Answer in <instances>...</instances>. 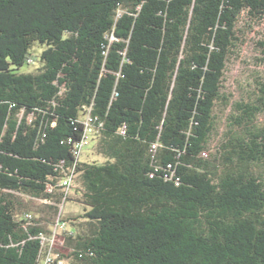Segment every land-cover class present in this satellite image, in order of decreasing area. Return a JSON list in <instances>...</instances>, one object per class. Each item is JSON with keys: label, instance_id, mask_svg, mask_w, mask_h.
I'll use <instances>...</instances> for the list:
<instances>
[{"label": "trees", "instance_id": "1", "mask_svg": "<svg viewBox=\"0 0 264 264\" xmlns=\"http://www.w3.org/2000/svg\"><path fill=\"white\" fill-rule=\"evenodd\" d=\"M244 12L264 0H0V264H40L39 235L73 221L71 172L64 260L264 264V79L207 154ZM87 115L101 163L73 154Z\"/></svg>", "mask_w": 264, "mask_h": 264}, {"label": "rangeland", "instance_id": "2", "mask_svg": "<svg viewBox=\"0 0 264 264\" xmlns=\"http://www.w3.org/2000/svg\"><path fill=\"white\" fill-rule=\"evenodd\" d=\"M236 28L242 42L234 49L226 64L220 93L227 98L228 103L225 105L217 104L214 108L213 118L217 132L212 135L210 149L207 151L208 158L215 154L220 134L227 129L228 119L231 113L234 112L235 104L246 101L248 93L254 89L256 82L264 79V54L258 44L264 41V19L252 22L249 20L247 13L244 12L238 18ZM42 49L38 45H34L31 48L29 52L30 61L28 65L25 64L20 68V73H34L41 67L39 55ZM257 123H264V112L257 117ZM80 161L101 163L103 159L95 155L93 143H91L89 147L83 150ZM79 194L78 184L75 183V187L69 193L70 199L59 206L63 221L73 219V221L66 223L65 229L67 232L77 231L79 224L84 222L80 218L84 214V207L75 200L79 198ZM29 204L30 207L36 209L40 208L43 203L36 200ZM65 262L66 264H74L71 259H65Z\"/></svg>", "mask_w": 264, "mask_h": 264}, {"label": "built area", "instance_id": "3", "mask_svg": "<svg viewBox=\"0 0 264 264\" xmlns=\"http://www.w3.org/2000/svg\"><path fill=\"white\" fill-rule=\"evenodd\" d=\"M93 119L87 115L84 117V133L82 140L76 144L73 148V154L77 159H80L82 152L85 148L89 147L91 143V138L95 133V127L92 124ZM73 171V170H72ZM75 176L73 172L66 175V177L61 182V187L66 195H69L71 189L75 187ZM26 218H30L28 215ZM66 223L58 221L52 228V232L48 235L40 234L42 248H41V262L40 264H66L65 260L55 252V245L57 242V235L66 231ZM60 244H62L60 242Z\"/></svg>", "mask_w": 264, "mask_h": 264}]
</instances>
